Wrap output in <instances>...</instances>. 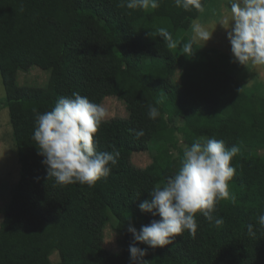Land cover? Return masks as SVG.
I'll list each match as a JSON object with an SVG mask.
<instances>
[{"label":"trees","instance_id":"1","mask_svg":"<svg viewBox=\"0 0 264 264\" xmlns=\"http://www.w3.org/2000/svg\"><path fill=\"white\" fill-rule=\"evenodd\" d=\"M179 64L173 52H154L135 19L112 0H0V73L21 167L0 224V264H131L127 229L134 220L147 225L160 219L139 204L178 170L183 150L176 148L179 161L172 159L176 131L189 145L207 137L239 148L230 162L236 203H217L213 215L223 219L220 227L197 213L195 238L185 231L163 247L138 244L147 249V264H264L258 224L264 131L216 113L220 95L198 100ZM35 68L49 75L48 86L18 84L20 71ZM73 92L101 105L108 97L127 105V117L104 120L94 134L98 152L116 149L124 163L93 187L56 185L33 140L36 113ZM150 105L159 109L155 120L148 117ZM175 119L184 126L173 125ZM139 129L145 135L136 139L130 130ZM161 154L170 155L163 171L156 160ZM142 158L152 161L142 166ZM249 223L255 237L247 234ZM110 232L115 252L108 249Z\"/></svg>","mask_w":264,"mask_h":264},{"label":"clouds","instance_id":"2","mask_svg":"<svg viewBox=\"0 0 264 264\" xmlns=\"http://www.w3.org/2000/svg\"><path fill=\"white\" fill-rule=\"evenodd\" d=\"M174 3L185 11H204L202 0H174ZM119 6L130 10H155L160 0H120ZM220 24L228 30L234 62L264 66V0H228L227 14ZM156 32L169 49L177 48V42L165 28H158ZM192 32L191 38L181 47L182 55L188 57L194 54L197 44L204 46L213 34L199 23H193ZM107 115L103 105L78 92L59 98L50 111L36 113L33 140L38 154L43 157L48 178H54L56 185L79 183L93 187L117 166L119 151L98 152L94 142V134ZM159 115V109L150 105L148 117L155 120ZM130 132L136 139L145 135L143 129ZM238 152L236 146L227 148L223 140L207 137L183 146V156L175 174L167 177L163 187L150 191V198L139 204L142 212L160 219L142 225L139 231L131 225L127 229L132 236L131 264H147L144 259L147 249L138 244L153 249L163 247L172 244L175 237L185 231L195 238L197 213L217 227L223 225V219L213 214L220 200L236 203L229 182L236 172L230 162ZM258 224L264 229V214L259 215ZM247 234L256 236L251 223L247 225Z\"/></svg>","mask_w":264,"mask_h":264},{"label":"rangeland","instance_id":"3","mask_svg":"<svg viewBox=\"0 0 264 264\" xmlns=\"http://www.w3.org/2000/svg\"><path fill=\"white\" fill-rule=\"evenodd\" d=\"M112 1L121 10L135 19L143 35L149 39L151 45L154 47H156L158 40L159 46H163V49L167 48L163 38L159 37L156 32V29L161 27L165 28L174 40L178 39L184 33L183 31L190 30L188 29L189 24L191 26L196 21L210 32H213L211 39L204 46L202 43L195 46L196 50L199 48H202V50L198 51V53H196V50L194 51V54L198 58L191 69L196 68V73L199 72L202 77L201 79L199 78L200 81L208 87H205L206 89H209V91L205 90L206 95H200V98H212L215 95H220L221 102L216 109V113L255 126L264 131V66L251 64L244 66L233 61L231 45L227 39L228 30L220 24L222 17L227 14L228 0H202L203 13L195 9L185 11L183 8L177 7L174 0H160V6L157 9L148 11L140 9L130 10L126 7H120V0ZM175 17L178 19V22ZM192 35L193 33L189 34V37L187 34H184L183 37L181 36L178 39L180 43L177 44V48H167V51L164 50L163 52L159 48V52H173L178 59L183 42L190 39ZM228 48L230 49L229 52L227 51ZM194 54L192 56H195ZM213 54L216 59L222 58L221 62L216 63L218 67H224L221 73L220 70L216 69L215 62H212ZM186 59L187 56H184V61L179 60L181 63L179 64V69L182 75H185L183 72H187L188 70L189 63ZM49 81V75L39 68L32 69L29 72L20 71L18 74V84L20 85L46 87ZM215 87L218 88L214 89ZM213 89L214 91H211ZM165 105L169 109L172 108V105L169 103ZM103 106L108 113L106 121L128 116L126 102L116 97L106 98ZM170 114L171 112H167V120ZM174 124L180 127L184 126L180 119H175ZM175 135L178 145L173 149L172 159L175 158L179 161V152L176 150L178 148L183 150V146L185 144L189 145V142L185 141L184 133L176 131ZM154 144L153 142L152 145L154 146ZM156 160L158 165H160L159 170L163 171L170 164V155H158ZM149 161H152V159L142 158L139 163L144 166ZM123 163L122 159H118L117 166L119 167ZM20 176L19 153L7 106L6 91L0 73V224L3 220V211L11 202L12 190L18 185ZM142 225H145L143 220H134L133 226L137 231L140 230ZM114 233L110 232L108 235L110 241L108 249L112 252L118 250L113 244Z\"/></svg>","mask_w":264,"mask_h":264},{"label":"crops","instance_id":"4","mask_svg":"<svg viewBox=\"0 0 264 264\" xmlns=\"http://www.w3.org/2000/svg\"><path fill=\"white\" fill-rule=\"evenodd\" d=\"M175 19H176V21L178 22V19L175 17ZM192 23V22H191ZM196 23H198L197 21H196ZM200 24V23H199ZM193 25V24H192ZM192 25L190 26V24H189V27H188V29H190V30H185V29H183V30H185V31H183L184 33L182 34V35H180V37L182 36L183 37V35L184 34H187L188 35V37H189V34H191V33H193L192 32ZM200 25H202V24H200ZM203 26V25H202ZM179 37V38H180ZM178 38V39H179ZM178 39H176L175 41L177 42V44H179L180 43V40H178ZM153 47V51L154 52H156V53H161V52H159V48L160 49H162V52L164 51V50H166L167 48H165V49H163L162 47L163 46H159V41L157 40V42H156V47H154V46H152ZM156 48H158V49H156ZM200 50H202V48H199V49H197L196 50V53H198V51H200ZM229 48L227 49V51L229 52ZM167 51V50H166ZM165 51V52H166ZM204 51V50H203ZM219 53H221V52H219ZM183 53L181 52V51H179V58H178V60H182V61H184L183 60V58H184V56L185 55H182ZM195 55V54H194ZM197 58L198 57H196V55L195 56H191V57H188L187 56V62L189 63V65H188V70H187V72H185V75H186V77H187V79L189 80V83H190V85H191V88H192V90H193V92H194V94H195V96H196V98L198 99V100H201V101H208L207 99H212V98H214V97H217V96H219V95H215V96H213L212 98L211 97H208V98H200V95H203V96H205L206 95V92H205V90H208L209 91V89H206L205 87H207V86H205L201 81H200V79L202 78L200 75V73L199 72H197L196 73V68H193V69H191L192 68V66H193V64H195V61H197ZM193 59V60H192ZM222 61V58H218V59H216L215 58V56H214V54L212 55V62H215V67H216V69L217 70H220V73L223 71V68L224 67H222V66H220V67H218L217 65H216V63H219V62H221ZM189 71V72H188ZM188 73V74H187ZM190 73V74H189ZM200 78V79H199ZM210 82V81H209ZM208 88V87H207ZM216 88H218V87H215L214 89H216ZM214 89L213 90H211V91H214ZM204 91V92H203ZM219 92V91H218ZM218 92H215V93H218ZM214 93V94H215ZM209 99V100H210Z\"/></svg>","mask_w":264,"mask_h":264}]
</instances>
